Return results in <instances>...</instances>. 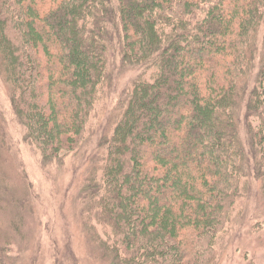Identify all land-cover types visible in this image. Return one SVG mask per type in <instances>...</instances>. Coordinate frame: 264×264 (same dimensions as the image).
I'll list each match as a JSON object with an SVG mask.
<instances>
[{"label": "trees", "instance_id": "obj_1", "mask_svg": "<svg viewBox=\"0 0 264 264\" xmlns=\"http://www.w3.org/2000/svg\"><path fill=\"white\" fill-rule=\"evenodd\" d=\"M263 28L264 0H0V78L44 166L84 150L112 59L142 68L79 195L109 230L97 259L215 264L251 178L264 196ZM7 139L0 111V152ZM27 192L7 200L21 219Z\"/></svg>", "mask_w": 264, "mask_h": 264}, {"label": "rangeland", "instance_id": "obj_2", "mask_svg": "<svg viewBox=\"0 0 264 264\" xmlns=\"http://www.w3.org/2000/svg\"><path fill=\"white\" fill-rule=\"evenodd\" d=\"M263 32L264 28L259 42ZM110 69L112 86L104 88L95 105L84 150L76 157L68 156L61 165L51 166H44L41 155L27 143L25 130L14 114L0 78V111L7 120L10 145L9 150L0 152V241L9 244L15 264H55L57 258L65 260L69 253L75 255L78 264H109L93 256L97 245L90 244L95 235H104L109 230L100 225L98 212L89 204L87 208L91 211L84 208L83 216L79 195L88 176H100L104 158L101 142L112 133L116 114L132 82L142 73V68L124 67L118 57L112 59ZM241 137L245 142L243 128ZM247 186L251 191H246L230 224L217 237L215 264H264L262 182L251 178ZM23 191H28L24 198L30 205L24 208L21 219L14 212ZM12 194H17L20 200L14 207L7 203L9 199L16 201ZM8 205L13 209L5 211L3 208ZM15 231L19 234L15 235Z\"/></svg>", "mask_w": 264, "mask_h": 264}]
</instances>
